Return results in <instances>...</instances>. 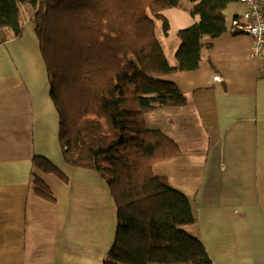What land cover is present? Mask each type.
I'll list each match as a JSON object with an SVG mask.
<instances>
[{"label": "crops", "instance_id": "obj_1", "mask_svg": "<svg viewBox=\"0 0 264 264\" xmlns=\"http://www.w3.org/2000/svg\"><path fill=\"white\" fill-rule=\"evenodd\" d=\"M181 6L161 11L166 34L155 21L171 65L177 63V32L197 20L189 2ZM243 9L239 1L230 3L226 31L201 39L195 70L165 77L185 104L144 116L149 128L180 148L152 172L189 198L196 219L185 229L214 264H264V58L250 56L249 36L228 29ZM31 24L15 37L0 26V264H102L114 236L113 201L95 171L63 158L59 117ZM35 155L66 180L33 166ZM33 176L48 185L53 201L35 193Z\"/></svg>", "mask_w": 264, "mask_h": 264}, {"label": "trees", "instance_id": "obj_2", "mask_svg": "<svg viewBox=\"0 0 264 264\" xmlns=\"http://www.w3.org/2000/svg\"><path fill=\"white\" fill-rule=\"evenodd\" d=\"M197 20L177 32L176 65L168 63L155 35L165 34L164 8L182 7ZM239 0H0V26L12 36L33 13L50 96L59 117L66 163L93 170L106 183L115 212L114 236L102 264H214L185 227L195 223L187 196L152 172L153 164L179 154L176 141L149 128L145 114L181 106L185 97L165 77L195 70L201 39L226 31L224 11ZM33 166L66 180L35 155ZM35 193L53 201L33 176Z\"/></svg>", "mask_w": 264, "mask_h": 264}, {"label": "built area", "instance_id": "obj_3", "mask_svg": "<svg viewBox=\"0 0 264 264\" xmlns=\"http://www.w3.org/2000/svg\"><path fill=\"white\" fill-rule=\"evenodd\" d=\"M243 11L230 23V31L251 38L250 56L264 58V0H239Z\"/></svg>", "mask_w": 264, "mask_h": 264}, {"label": "rangeland", "instance_id": "obj_4", "mask_svg": "<svg viewBox=\"0 0 264 264\" xmlns=\"http://www.w3.org/2000/svg\"><path fill=\"white\" fill-rule=\"evenodd\" d=\"M28 12H25V11H23V24L25 23V22H27V21H30L32 24H33V22H32V20H31V16H32V14L33 13H29V14H27ZM22 24V25H23ZM31 24V25H32Z\"/></svg>", "mask_w": 264, "mask_h": 264}]
</instances>
